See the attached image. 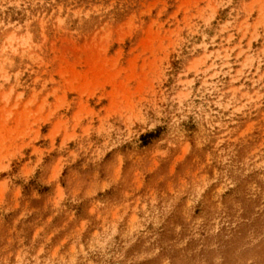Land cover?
<instances>
[{"label":"rangeland","instance_id":"1","mask_svg":"<svg viewBox=\"0 0 264 264\" xmlns=\"http://www.w3.org/2000/svg\"><path fill=\"white\" fill-rule=\"evenodd\" d=\"M0 264H264V0H0Z\"/></svg>","mask_w":264,"mask_h":264}]
</instances>
